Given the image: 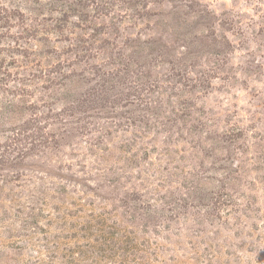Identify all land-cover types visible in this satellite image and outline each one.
I'll list each match as a JSON object with an SVG mask.
<instances>
[{
    "label": "rangeland",
    "instance_id": "obj_1",
    "mask_svg": "<svg viewBox=\"0 0 264 264\" xmlns=\"http://www.w3.org/2000/svg\"><path fill=\"white\" fill-rule=\"evenodd\" d=\"M0 264H264V0H0Z\"/></svg>",
    "mask_w": 264,
    "mask_h": 264
}]
</instances>
